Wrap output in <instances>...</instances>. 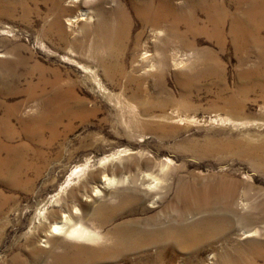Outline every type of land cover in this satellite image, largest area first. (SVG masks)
I'll list each match as a JSON object with an SVG mask.
<instances>
[{"label":"rangeland","instance_id":"obj_1","mask_svg":"<svg viewBox=\"0 0 264 264\" xmlns=\"http://www.w3.org/2000/svg\"><path fill=\"white\" fill-rule=\"evenodd\" d=\"M178 1L182 2L175 0ZM219 1L231 18L246 15L247 5L243 0H217L220 5ZM259 1L264 3V0ZM53 2L0 0V54L4 56L6 52L8 57H0V60L17 61L22 56L27 60L22 69H32L36 63L59 69L64 86L71 88L73 84L74 91L67 97L72 99L66 104L69 115L61 116L58 111L57 114L45 111V98L28 97L23 93V80L14 88L1 86L0 82V119L9 114L8 125L0 123V144L22 147L9 156L0 149V156L9 158V168L0 165V264H47V248L41 246L44 242L38 234L43 230L40 226L49 223L47 215L53 210L60 212L65 207L69 210L77 207L82 214L91 213L102 202L117 206L118 198L131 194L132 205L121 203L118 211L122 214L115 222L138 218L140 225H145L148 217L157 216L163 225L177 220L179 210L187 205L191 210L185 215V222L207 216L201 203L217 200L215 194L205 195L207 186L212 192L217 185L222 191L232 187L233 207L241 214L247 212V208L241 207V198L251 202L253 207L264 202V22L257 32L262 45L251 40L243 42L238 50L233 44L228 17L222 39L199 31L190 33L184 41L171 38L170 47L177 51V56L170 60L160 81L152 77L142 81L138 94L143 97L152 92L158 97L157 101L166 100L169 105L165 109H154L151 115H143L131 99L135 84H128L118 74L106 76L91 50L71 46L73 40L84 35L80 27H73L68 20L78 13L77 7L82 6L90 17L89 25L92 24L88 31L94 32L96 19L102 18L112 30L115 10L124 7L132 17L134 34L141 29V20L128 8L130 0H86L84 5L62 0L67 8L61 15L66 29L64 37L55 30L47 35L43 33L53 20ZM190 3L187 0L184 8H190ZM196 15L199 20H206L204 11L198 10ZM142 32V45L147 37H150L148 46L164 44L162 32L154 34L149 28ZM219 41L223 44L221 48ZM133 45L130 41L123 52L127 60L137 52L131 50ZM204 49L215 53L217 61L207 59L202 52ZM178 58L183 60V65L173 64ZM75 97L85 100V109L76 105ZM8 132H13V138L6 136ZM15 165L18 172L13 169ZM148 172L161 176V186L149 189L146 184H139L140 177ZM112 173L117 178L131 175L138 180L134 184H114L108 189L100 187V192L95 194L93 190L99 185L101 175L111 176ZM197 195L202 201H197ZM234 224L233 230L223 233L218 240L214 241L215 236L207 233L202 237L205 242L194 241L195 245H202L213 240L202 247L198 256L189 258H199L200 264H219L224 249L233 250L241 245L245 248L254 240L264 242V221L243 222L242 226ZM109 226L111 224L103 225L99 231H106ZM255 228L260 230L255 237L242 232ZM63 239L72 246L93 244ZM164 242L143 243V248L119 256L123 259L120 264L146 254L158 255L153 264H169V249L158 252ZM59 246L54 247L55 252L62 249ZM212 253L217 255L212 257ZM189 254V249L179 248L172 264H183Z\"/></svg>","mask_w":264,"mask_h":264},{"label":"bare ground","instance_id":"obj_2","mask_svg":"<svg viewBox=\"0 0 264 264\" xmlns=\"http://www.w3.org/2000/svg\"><path fill=\"white\" fill-rule=\"evenodd\" d=\"M73 1H75L77 5L82 3L84 5V2H86V0ZM190 1V8L188 7L189 9H185L184 4L187 0H182V2H175V0H130V7L128 8L134 12L135 15L133 16H136V18L141 20V29L134 34L131 32L133 29L132 17L129 11L124 7H118L115 10V21L113 23L114 27L112 30H110L111 28H109L107 21L102 18L98 20L96 19V22H98H95L97 24L95 31L90 32L88 30L91 29L92 24L91 26L89 25L90 17L88 16V12L85 10V7L79 6L77 7L78 13L68 18V20L70 25L73 27H80L82 30L81 35L84 36L81 39H79V36V38L73 40L71 42V46H77L80 49L86 48L88 51L91 50L93 52L92 57L95 59L97 65L102 68L106 76L112 73L118 74L122 78H125V81L128 84H135L136 89L133 90L131 99H133V101L137 104L139 113H142L143 115H151L150 113L154 109H165L169 105V101H157L158 97L152 92L150 94H144L143 97L138 94L141 93L140 90L142 89V81L144 82L145 79H148L147 77L156 78V80L161 79L163 77V71L169 68L170 60H173L174 57L177 56V51L170 47L171 38L175 37L180 41H184V38L190 33L199 31V33H207V36L208 34H211L218 39H222V35L224 34L223 30L227 25L226 20L228 17L231 20V28L233 30V32H231L233 33V44L235 49H240L243 42L247 43L251 40H253L256 45L258 44L260 46L261 44L257 32L264 22L263 1L260 2L258 0L257 2L256 0H243L242 2L247 5L246 15H240V17L234 16V18H231L230 14L225 10H222L224 8L222 7L220 1V5L217 3V0ZM53 3L55 6V9L52 10L53 20H51L50 24H48V27H46L43 33L47 35L55 30V32H59L58 34L61 36L63 35L62 37H64L66 35V29L63 28L61 15L62 11H66L67 8L64 5L65 3L63 4L62 0H54ZM76 3L74 5H76ZM198 10L205 12L206 20H199L196 15ZM79 21L83 22L80 24ZM181 27H184L185 30L181 31ZM145 28H149L154 34L162 32V41H164V44L159 45L156 43L148 46V38L150 37H147V40L144 41V45H142V31ZM73 31L72 33H74ZM91 34L93 36L89 39L88 36H91ZM130 41L131 43H134L131 50L134 49L137 52L131 54L132 57L127 60V57L124 56L123 52L128 48ZM218 44L220 48L223 45L221 42ZM202 52L207 56V59L210 58L209 60H212L211 62L215 60L217 61L216 54L211 52L209 49H204ZM3 54L4 56L0 54V57H7L5 56V54H7L6 52ZM169 55L173 56L169 57ZM25 60L26 59L22 56H19L17 61L0 60L1 86L4 85L6 88H14L23 80L25 84V87L22 89L23 93H25L28 97L45 98L46 102L44 104V108L47 113L51 114V112L55 113L58 111L61 116H68L69 113L66 111V104L72 99L68 100L67 97L69 96L68 94H72L73 84L71 88H66V85L64 86L63 79H61L60 70L58 69V71L57 69H53L54 67L48 68L36 63L32 66V69L30 67V69H22L25 65ZM173 64L183 65L184 62L182 59L178 58L176 61H173ZM208 71L209 70H207V72ZM34 72H36V77H33ZM88 72L91 71L89 70ZM134 72H138V74H135ZM74 96L72 97L74 98ZM74 102L81 109H85V100L82 98L75 97ZM87 113L88 112H86V114ZM82 114L85 113L82 112ZM8 115L9 114L7 112V115L0 119V123L8 125ZM50 120H52V118H50ZM32 121L34 123L35 120L32 119ZM25 130H28L26 125ZM6 134L9 139L13 138V132H8ZM8 144H0L1 151L4 150L7 156H9L10 153L15 154L22 148L21 145L20 147H11ZM260 148L263 149V147ZM7 156L6 158H2L0 156V165L2 168L3 166L4 168H9V158ZM18 168L20 167L18 166ZM13 169H16V165ZM16 170L18 172V169ZM101 176L102 177L99 179V185H96L93 190L95 194L100 192V187L108 189L114 184H124L125 182H133L134 184L137 183L136 181L138 180H135L131 175H125L126 177L124 178H117L114 173H112L111 176H107V174ZM160 177L148 172V174L140 177L143 181L139 179V184L142 185L144 183L147 187H149V189H155L157 186H161L159 181ZM215 187L214 192L210 190L209 186L204 188L206 196L211 197L215 194V197L217 198V200L213 203L210 202V200H204L201 203L204 204V206L201 207L204 208L208 215L190 223L185 222V215L191 210L188 205L183 206L182 210H179L180 213L177 220H172V223L169 222L161 225L162 222L158 220L157 216L148 217L145 225H140L141 219L138 218H130L115 222L118 216H121L122 214L118 211L119 205L121 203L123 206L132 205L133 197L131 194L130 196L124 195L118 198V202L120 203L117 206L107 205V203L102 202L101 204H98V206L95 207L91 213L82 214V211H80L77 207H74L71 210L65 207L60 212L53 210V213L47 215L49 223L47 225L40 226V229H43L44 231H37L39 232L38 234H41V236L37 234L39 239L43 238L41 241L44 242V244L41 246L47 248L46 254H48L49 259V261L47 260V264H96L101 261H105L107 264H120L123 259L119 256L128 254L131 250L143 248V243L155 244L163 241L165 242L159 246L158 252L166 251V248L169 249L171 252L167 255V261L169 264H172V262L174 263L176 251H179V248L189 249L191 252V254L186 255V258L183 259V264H200L199 258L191 260L189 257L198 256L201 253L202 247L210 244L213 240L202 243V245H195L194 241L205 242L202 237L207 233H211L215 236L214 241L218 240L222 237V235L227 234L226 232L233 230L232 228L235 226V222L242 226L243 222L264 221V202L257 203L253 207L251 202H245V199L241 198L243 200L241 202V207L247 208L246 214H241L240 212L235 211L233 207L235 199L233 197L234 189L228 186L225 191H222L219 185ZM196 199L197 201H202L199 195L196 196ZM249 207L253 208L250 209ZM166 215L167 214H164V217H166ZM109 224H111L109 229L106 231H99L100 227ZM259 231V228H255L253 230L243 229L242 232L243 234L255 237ZM63 237L64 239L66 238L84 243L91 242L93 244L90 246L78 243L77 245L72 246L64 243L62 241ZM58 244L62 247V249L60 248L61 250L55 252L54 247H57ZM216 255L217 253H212V257ZM219 257V264H264V242L254 240L249 242L245 248L243 245L233 250L227 248L222 251ZM157 260L158 255L154 256L146 254L144 257H137L132 261H128L126 259V264H143L146 261L153 264V262H156Z\"/></svg>","mask_w":264,"mask_h":264}]
</instances>
